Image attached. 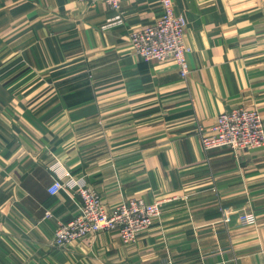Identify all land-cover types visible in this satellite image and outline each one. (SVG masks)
I'll return each instance as SVG.
<instances>
[{"label": "crops", "instance_id": "crops-1", "mask_svg": "<svg viewBox=\"0 0 264 264\" xmlns=\"http://www.w3.org/2000/svg\"><path fill=\"white\" fill-rule=\"evenodd\" d=\"M173 2L187 80L130 49L161 0H0V264H264V148L205 151L198 135L241 106L264 121V0ZM57 175L162 216L134 245L103 232L57 248L81 203L50 193Z\"/></svg>", "mask_w": 264, "mask_h": 264}, {"label": "built area", "instance_id": "built-area-1", "mask_svg": "<svg viewBox=\"0 0 264 264\" xmlns=\"http://www.w3.org/2000/svg\"><path fill=\"white\" fill-rule=\"evenodd\" d=\"M94 5L104 2L119 12L126 0H78ZM162 15L153 23L129 35L130 49L146 62L176 65L179 75L187 80L190 75L191 48L186 42L187 19L176 13L173 0H161ZM198 135L202 148L211 151L229 148L236 151H255L264 148V121L256 107L241 106L219 114L211 128L200 127ZM55 172V171H54ZM65 176H69L65 174ZM57 175L50 193L76 191L81 197L79 214L69 221H58L52 240L53 246L62 248L100 233H115L125 245H134L141 235L149 232L162 216V202H148L143 198H130L114 206L105 204L101 194L87 184L64 182ZM53 215L46 213V218ZM240 222L255 227L258 218L254 212H245Z\"/></svg>", "mask_w": 264, "mask_h": 264}]
</instances>
